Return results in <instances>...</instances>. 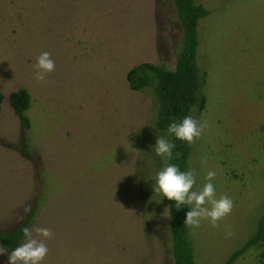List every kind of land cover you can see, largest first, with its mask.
Masks as SVG:
<instances>
[{
	"label": "rangeland",
	"instance_id": "rangeland-1",
	"mask_svg": "<svg viewBox=\"0 0 264 264\" xmlns=\"http://www.w3.org/2000/svg\"><path fill=\"white\" fill-rule=\"evenodd\" d=\"M196 1L209 10L196 55L206 106L192 116L207 126L188 170L194 191L214 171L216 198L234 206L188 239L197 264H226L264 213V0ZM179 21L172 0H0V230L34 212L27 227L54 234L42 264H174L169 200L154 192L169 164L156 140L172 135L156 128L153 92L131 89L127 75L144 62L175 67ZM45 51L56 68L38 82ZM21 89L29 128L10 104ZM233 264L264 261L249 251Z\"/></svg>",
	"mask_w": 264,
	"mask_h": 264
},
{
	"label": "trees",
	"instance_id": "trees-1",
	"mask_svg": "<svg viewBox=\"0 0 264 264\" xmlns=\"http://www.w3.org/2000/svg\"><path fill=\"white\" fill-rule=\"evenodd\" d=\"M172 1L179 16L182 31V36L180 34L182 47L175 67L167 69L151 62H144L130 69L127 75L131 89L140 90L148 87L153 92L160 108L159 119L156 123V128L159 130H168L172 122L179 123L184 117L192 116L194 107L202 111L206 106V96L203 92L206 74L198 68L196 55L199 20L209 15V10L196 0ZM3 100L4 95L0 91V111ZM10 104L20 117L23 126L29 128L30 120L26 115V110L30 106L28 91L21 89L13 92L10 95ZM171 143H174L176 147L173 149L169 164L177 165L181 171H188L191 145L176 139L174 135H172ZM22 152L30 159L33 158L30 153L23 150ZM168 204V225L172 237L174 264H197L188 239L189 227L184 224L189 206H177L175 201H169ZM32 216L34 212L14 229L4 230L5 232L0 230L2 244L9 253L20 246L23 228L27 227ZM249 251H256L264 261V213L256 232L228 259L226 264H233L240 255Z\"/></svg>",
	"mask_w": 264,
	"mask_h": 264
},
{
	"label": "clouds",
	"instance_id": "clouds-1",
	"mask_svg": "<svg viewBox=\"0 0 264 264\" xmlns=\"http://www.w3.org/2000/svg\"><path fill=\"white\" fill-rule=\"evenodd\" d=\"M34 68L36 69L35 79L38 82H43L50 73L55 71L56 65L55 61L51 59V54L45 51L36 58ZM206 126L192 116H186L179 123L172 122L167 131L176 139L191 145L201 137ZM175 147L176 145L165 137L158 136L154 148L156 155L170 160ZM215 176L214 171H209L206 176V180L209 182L203 186L202 190L194 191L195 170L181 171L177 165L167 164L155 178L154 192L162 193L163 197L169 201H175L177 206L187 205L190 207L191 210L186 213L184 221V224L189 228H199L201 220H209L213 228H218L219 221L231 213L234 205L227 195L216 198L215 186L211 183ZM206 205H210V207ZM191 234L195 235V232L193 231ZM227 235H232L230 230L227 231ZM23 236L24 242L10 253L5 247L0 246V254L8 256L7 264H42L49 253L45 241L54 237L53 232L45 227H25Z\"/></svg>",
	"mask_w": 264,
	"mask_h": 264
}]
</instances>
